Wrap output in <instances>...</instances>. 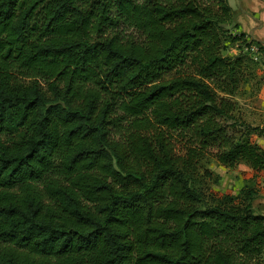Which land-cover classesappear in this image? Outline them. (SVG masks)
<instances>
[{
  "label": "trees",
  "instance_id": "1",
  "mask_svg": "<svg viewBox=\"0 0 264 264\" xmlns=\"http://www.w3.org/2000/svg\"><path fill=\"white\" fill-rule=\"evenodd\" d=\"M232 19L228 0H0V264H264L258 190L210 192L204 167L264 176Z\"/></svg>",
  "mask_w": 264,
  "mask_h": 264
},
{
  "label": "rangeland",
  "instance_id": "2",
  "mask_svg": "<svg viewBox=\"0 0 264 264\" xmlns=\"http://www.w3.org/2000/svg\"><path fill=\"white\" fill-rule=\"evenodd\" d=\"M228 2L233 11V19L228 27L230 38L225 44L223 54L229 57L243 54L252 59L250 83H244L239 92L232 97L237 103L235 117L240 124L238 128L246 125L253 128V141L264 147V134L260 135V131L264 129V43L256 40L252 35L255 28H251L257 26L256 12L264 9V2L261 0ZM204 167L213 175L212 179H206L210 192L236 196L246 187H255L259 195L253 204L254 211L256 215H264V176L256 177L246 164L228 168L213 159L205 161Z\"/></svg>",
  "mask_w": 264,
  "mask_h": 264
},
{
  "label": "crops",
  "instance_id": "3",
  "mask_svg": "<svg viewBox=\"0 0 264 264\" xmlns=\"http://www.w3.org/2000/svg\"><path fill=\"white\" fill-rule=\"evenodd\" d=\"M256 24L257 26L251 27L255 28V33L252 35L256 38V40L262 41L264 43V9L260 12H256Z\"/></svg>",
  "mask_w": 264,
  "mask_h": 264
}]
</instances>
